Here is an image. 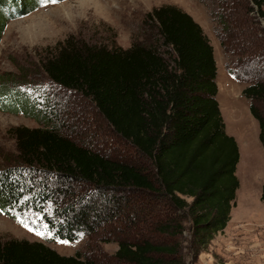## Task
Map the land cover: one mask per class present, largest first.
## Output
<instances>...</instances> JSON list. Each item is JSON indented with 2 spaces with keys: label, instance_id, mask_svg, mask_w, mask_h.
<instances>
[{
  "label": "trees",
  "instance_id": "16d2710c",
  "mask_svg": "<svg viewBox=\"0 0 264 264\" xmlns=\"http://www.w3.org/2000/svg\"><path fill=\"white\" fill-rule=\"evenodd\" d=\"M15 1L10 20L41 4ZM212 2L228 71L246 84L242 96L264 149V0ZM147 19L156 46L58 44L41 67L60 93L41 106L17 91L0 92V111L41 125L11 131L18 157L0 168V212L31 210L54 239L115 241L119 262L180 264L173 247L131 232L138 221L161 234L181 231L174 218L184 213L197 246L206 249L230 220L240 154L225 131L216 62L201 27L170 5ZM113 143L123 149L111 150ZM260 199L264 204V186ZM0 264L95 263L79 251L63 256L41 242L9 240L0 243Z\"/></svg>",
  "mask_w": 264,
  "mask_h": 264
},
{
  "label": "rangeland",
  "instance_id": "374dc122",
  "mask_svg": "<svg viewBox=\"0 0 264 264\" xmlns=\"http://www.w3.org/2000/svg\"><path fill=\"white\" fill-rule=\"evenodd\" d=\"M41 4L30 14L13 20L10 17L19 2L6 0L5 7L0 5V92L17 91L40 106L45 98L60 93L41 67L58 44L72 40L75 44L108 50H125L133 44L156 46L155 24L147 15L165 5L185 12L201 27L220 69V91L216 97L225 131L235 139L240 154L236 169L239 189L230 220L204 250L193 239L190 220L184 213H175L178 216L174 218L181 231L161 234L138 221L137 229L131 234L137 239L173 247L180 264H264V204L260 199L264 186V149L258 139L257 122L249 113L248 100L242 96L246 84L230 75L221 76V72L228 71L229 60L216 36L212 0H60L52 5L41 0ZM40 126L22 113L0 111V168L18 157L11 131ZM110 145L116 152L123 149L115 143ZM141 200L139 197L138 203ZM9 240L41 242L63 256H74L79 251L84 259L95 264H126L115 257V241H100L97 236L75 242L54 239L40 215L31 210L22 215L13 212L11 216L0 212V243Z\"/></svg>",
  "mask_w": 264,
  "mask_h": 264
},
{
  "label": "crops",
  "instance_id": "0c3cea01",
  "mask_svg": "<svg viewBox=\"0 0 264 264\" xmlns=\"http://www.w3.org/2000/svg\"><path fill=\"white\" fill-rule=\"evenodd\" d=\"M222 70V69H221ZM227 70V69H226ZM219 75H220V69H219V71H218V69H217V76H216V84H217V89H218V91H217V95H218V92L220 91V88H219V86H218V78H219ZM227 75H230V76H232L228 71L227 72H221V76L222 77H225V76H227ZM233 77V76H232ZM234 78V77H233ZM235 79V78H234ZM237 81V80H236ZM216 100H217V97H216ZM218 105H219V109H220V112H221V106H220V104H219V102H218ZM248 105H250L249 104V102H248ZM248 108H249V106H248ZM250 113V112H249ZM221 114H222V112H221ZM251 115V114H250ZM258 125V124H257Z\"/></svg>",
  "mask_w": 264,
  "mask_h": 264
},
{
  "label": "snow or ice",
  "instance_id": "6c2138e0",
  "mask_svg": "<svg viewBox=\"0 0 264 264\" xmlns=\"http://www.w3.org/2000/svg\"><path fill=\"white\" fill-rule=\"evenodd\" d=\"M44 3H56L57 0H43ZM31 231V229H29ZM36 234H40L39 232H37Z\"/></svg>",
  "mask_w": 264,
  "mask_h": 264
}]
</instances>
